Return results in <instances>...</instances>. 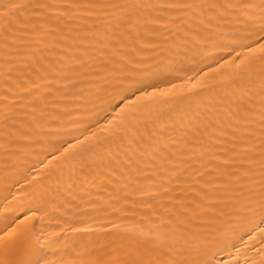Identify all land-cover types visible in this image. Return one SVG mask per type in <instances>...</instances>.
Listing matches in <instances>:
<instances>
[{"label":"bare ground","instance_id":"6f19581e","mask_svg":"<svg viewBox=\"0 0 264 264\" xmlns=\"http://www.w3.org/2000/svg\"><path fill=\"white\" fill-rule=\"evenodd\" d=\"M0 264H264V0H0Z\"/></svg>","mask_w":264,"mask_h":264}]
</instances>
